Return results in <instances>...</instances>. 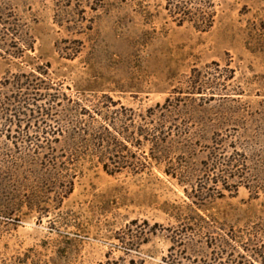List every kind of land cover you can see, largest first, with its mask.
<instances>
[{
	"label": "rangeland",
	"instance_id": "374dc122",
	"mask_svg": "<svg viewBox=\"0 0 264 264\" xmlns=\"http://www.w3.org/2000/svg\"><path fill=\"white\" fill-rule=\"evenodd\" d=\"M167 3L0 0L28 24L27 38L35 42V51H27L21 59L0 57V86L19 83L14 75L35 76L40 80L30 84L52 85L39 94L63 100L55 106L56 116L34 113L11 116L12 123L0 120V173L7 171L4 153L34 151L44 140L43 132L56 130L59 120L70 128L62 121L64 107L73 106L67 99L94 108L107 94L119 106L142 113L174 96L195 106L187 110L185 105L187 111L172 128L177 143L171 146V156L188 163L182 180L167 175L165 166L157 163L139 174L125 170L110 175L98 159L89 158L78 163L74 192L62 206L56 208L49 201L37 212L27 207L22 186L0 175V264H99L109 253L112 258L135 259L137 264H162L171 246L167 228L189 224L190 217L218 221L222 229H213L215 236L230 226L240 229L264 220V191L256 195L245 186L237 191L233 186L224 189L208 181L202 171L219 147L214 140L217 132L228 136V144L235 141L240 152L247 151L251 164L264 162V127L255 119L264 108V0H215L216 21L207 32L190 23L178 26ZM62 20L64 25H58ZM195 70L212 74L195 84ZM229 75L234 77L226 79ZM186 93H195L190 95L195 101L185 98ZM199 93L207 94L206 98L202 100ZM212 94L215 100H209ZM219 94L227 99H220ZM46 104L47 100L38 103ZM230 105L244 110L248 131L233 124L234 120L221 128L206 121ZM44 119L51 127H45ZM27 135L36 143L18 139ZM64 144L53 143L58 150H65ZM144 150L149 154L148 147ZM211 174L216 176L215 170ZM259 179L264 186V172ZM200 186L214 194L204 205L193 203L194 188ZM142 229L148 242L140 241L136 251L125 257L121 238Z\"/></svg>",
	"mask_w": 264,
	"mask_h": 264
},
{
	"label": "trees",
	"instance_id": "16d2710c",
	"mask_svg": "<svg viewBox=\"0 0 264 264\" xmlns=\"http://www.w3.org/2000/svg\"><path fill=\"white\" fill-rule=\"evenodd\" d=\"M167 1L166 9L178 26L190 23L203 32L209 31L214 26L217 16L215 0ZM18 15L13 7L0 4L2 59H21L27 51H35V42L30 36L27 38V29L25 31L28 24L22 23ZM63 23L64 20L57 22L61 26L64 25ZM44 67L50 65L46 64ZM211 74L210 72L203 74L195 70L192 74L193 81L197 84L202 80L201 77ZM234 75L226 76V79H232ZM13 78L22 84L2 83V87L0 86V120L6 119L7 122L12 123L9 119L11 116L20 118L34 116L37 113L38 116L51 117L59 114L55 106L63 100L48 93L39 94L41 90L52 88V85L30 84L40 79L25 74L14 75ZM191 94L195 93H186L185 98L195 101L190 99ZM199 94L202 100L207 96V94ZM224 96L226 95H220V99H227L223 98ZM44 100H47V104L39 106L38 103ZM67 100L73 106L64 107L63 111L66 115L62 121H66L70 128L64 127L59 120L56 130L50 128L51 131L43 132L44 140L41 146L36 144L37 149L34 151L22 152L23 156H18L20 153L17 150L4 153L7 158V171L3 173L4 176L2 173L0 175L5 177V180L10 178L23 187L22 193L29 209L42 212L45 209L43 204L49 201L55 203L56 208H60L64 200L74 192L78 163L89 158L98 159L99 164L110 175L120 174L125 170L139 174L152 168L154 163L163 164L166 168L165 173L175 178L181 179V176H185L188 172L187 161L182 157L175 160L171 156V146L174 147V143H177L172 133V128L176 126L174 122L178 121L182 113L195 107L193 104L186 105L185 100L180 96L168 98L164 103H157L145 113L128 109L124 105L119 106L121 103L114 101L107 94L100 98L94 108L82 107L71 99ZM209 100H215V95L212 94ZM185 105L188 106L187 110L184 108ZM242 112H244L242 108L230 105L226 112L217 111V117H206V121L215 123L221 128L224 125L229 126L234 120L233 124L242 126L241 128L246 127L244 130L246 132L249 130L247 129L249 121ZM259 115L255 118L256 122L260 123L259 127H264V108ZM43 123L47 124L45 127H51L46 119ZM214 136L219 147L211 153L209 160L211 163L203 164L205 170L202 171L207 175V180L216 185L222 184L224 189L233 186L237 191L239 187L245 186L253 189L256 195L264 191L259 179L260 174L264 172V162L251 164L250 154L245 150L240 152L237 145H234L235 141L228 144V136L219 132ZM7 137L11 138V135ZM62 137L64 140H61ZM18 139L31 144L36 143L30 135ZM62 142L65 143L66 151L58 150L54 146ZM178 143L180 144L177 145L178 149H182L184 145L180 141ZM67 147L70 151L66 149ZM146 147L149 149V154L144 150ZM228 148L232 150L229 151ZM16 154L17 158L13 159ZM214 170L216 176L212 177L211 172ZM230 179H233L231 184ZM194 190H196L192 195L196 200L194 204L204 205L214 197L210 190L201 186ZM16 205L18 210L22 207L19 202ZM189 219L193 220L192 223L167 228L171 233L169 237L171 246L168 254L163 257L162 264H264V220L240 229L230 226L228 230L223 229L224 234L215 236L211 235L214 233L213 229H222L218 221L212 219L210 223L202 216L199 218L193 216ZM145 225L150 226L147 222ZM157 226L158 224H155L153 228ZM193 233L201 234L202 237H195ZM145 237V231L142 229L140 233H131L127 239L121 238L125 257L136 251L140 241L148 242ZM99 264H137V262L132 258L128 260L124 256L112 258L109 253L106 260Z\"/></svg>",
	"mask_w": 264,
	"mask_h": 264
}]
</instances>
